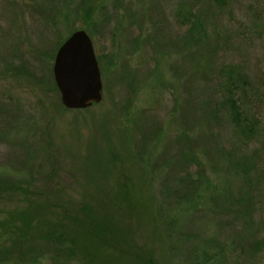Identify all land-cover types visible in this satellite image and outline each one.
Here are the masks:
<instances>
[{"label":"rangeland","instance_id":"374dc122","mask_svg":"<svg viewBox=\"0 0 264 264\" xmlns=\"http://www.w3.org/2000/svg\"><path fill=\"white\" fill-rule=\"evenodd\" d=\"M157 1L166 26L158 40L161 44L175 41L185 34L173 18L180 0ZM79 2L0 0V175L27 192L0 197V233L2 223H13L14 215L35 203L52 204L53 210L41 215L42 223L70 224L81 206L104 201L119 240L115 250L100 245L89 249L100 264H144L146 249L159 264H189L188 252L209 238L215 240L214 253L223 251L210 264H245L240 258L242 250L233 243V230L217 229L212 218L202 214L207 195L200 202L201 212L196 213L192 207L171 204L163 191L166 182L174 183L177 175L173 160L178 148L186 147L184 140L178 143V137L184 130L192 135L197 130L181 114L189 95L188 81L187 74L179 79L176 70L190 75L193 65L176 54L175 48L159 53L153 46L144 47L150 27L140 19L150 3L90 0L95 11L88 21L78 10ZM229 2V11L216 21L223 43L217 66L241 67L261 96L257 104L264 117V0ZM46 20L56 24L55 31ZM87 22L93 24L92 33L84 29ZM79 30L86 31L93 42L103 99L87 110L69 111L54 82L55 43ZM19 67L36 79L45 77L46 82L40 86L14 75L13 69ZM52 83L54 92L47 90ZM193 85L198 100L218 101L217 81ZM219 123L217 135L230 148L232 129L225 120ZM218 176L213 181L221 186L227 178L225 170ZM235 188L233 183L231 189ZM260 189L255 220L256 232L264 238V178ZM189 233H199L201 239L187 243L183 237ZM127 238L129 243L124 242ZM7 242L1 238L0 246ZM32 245V258L17 257L6 264H91L66 259V251L56 252L44 239L34 237ZM249 264H264V249Z\"/></svg>","mask_w":264,"mask_h":264},{"label":"trees","instance_id":"16d2710c","mask_svg":"<svg viewBox=\"0 0 264 264\" xmlns=\"http://www.w3.org/2000/svg\"><path fill=\"white\" fill-rule=\"evenodd\" d=\"M229 1L180 0L173 18L176 26L185 30V34L175 41L169 40L168 43L164 41L161 44L158 40L166 26L163 23L165 17L159 16L160 6L157 0H144L150 6L144 11L140 21L144 18V24L147 23L150 27L149 33L144 37V47L153 46L151 49L159 53H165L163 49L175 48L176 54L193 65L190 75L184 71L181 73V68L176 70L179 79L187 74L185 79L188 81L186 84L189 95L184 106L180 108L181 114L187 117V122L191 120L192 129L197 130L195 135L184 130L178 137V143L184 140L182 144L186 147L178 148V156L173 160L177 175L174 183L166 182L164 194L170 198L171 204L192 207L196 209V213L201 212L200 202L207 195V207L202 214L212 218L217 229L226 227L233 230V243L242 250L240 258L245 264H249L264 249V238H260L256 232L255 220L257 207L261 203L260 188L264 178V117L257 104L261 96L254 90L241 67L224 65L218 69L217 66L216 56L223 43L218 38L216 21L229 11ZM89 3L90 0H82L78 7L82 12H79L81 16L88 21L95 11ZM46 21L47 26L55 31L56 24ZM88 23L84 29L92 33L93 24ZM62 43L58 40L55 44L59 48ZM154 44L160 50H155ZM13 71L14 75L25 76L40 86L46 82L45 77L36 79L25 67ZM207 80L217 81V102L198 100L193 93L195 82ZM47 90L54 92L55 85L52 83V89ZM195 115L197 118L191 119ZM223 120L232 129L234 144L230 148L225 147L217 135L219 122ZM203 123L206 126L204 129ZM191 140H194L195 146ZM251 146H255L252 153L244 151V148ZM163 164L168 162L163 161ZM221 170H225L227 178L219 186L213 181V177H219ZM233 183L236 187L234 190L231 189ZM10 194L25 196L27 192L17 183L5 181L0 175V197ZM51 207V203H35L14 215L11 220L13 223H2L0 239L7 238L8 242L0 246V264L9 263L17 257L21 260L32 258L35 253L32 247L34 237L50 242L56 252L66 251V259L84 260L91 264H100L95 254L89 250L92 247L100 245L106 249L113 247L115 250L114 244L119 236L106 202L81 206L70 224L58 220L56 223H42L41 215L48 209L53 210ZM198 235L199 233H189L183 238L185 242L193 243L201 239ZM124 242L130 241L127 238ZM205 242L188 252L189 264H210L211 260L223 254L222 250L214 253L215 240L209 238ZM145 254L144 264H159L151 250L146 249ZM131 256L135 257V253H131Z\"/></svg>","mask_w":264,"mask_h":264},{"label":"water","instance_id":"95a60500","mask_svg":"<svg viewBox=\"0 0 264 264\" xmlns=\"http://www.w3.org/2000/svg\"><path fill=\"white\" fill-rule=\"evenodd\" d=\"M53 77L66 110L84 111L103 99V83L93 42L84 30L74 32L58 48Z\"/></svg>","mask_w":264,"mask_h":264}]
</instances>
